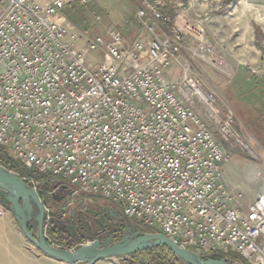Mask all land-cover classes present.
Segmentation results:
<instances>
[{
    "label": "built area",
    "instance_id": "obj_1",
    "mask_svg": "<svg viewBox=\"0 0 264 264\" xmlns=\"http://www.w3.org/2000/svg\"><path fill=\"white\" fill-rule=\"evenodd\" d=\"M64 4L0 0V146L72 194L105 198L201 257L235 253L233 264H264V197L244 206L228 188V153L194 106L218 113L215 94L188 72L178 81L164 75L179 62L183 38L164 0H141L137 15L169 26L168 35L124 46L109 30V43L95 35L82 52L70 41L77 35L53 20ZM105 44V61L86 60L88 48ZM233 117L227 110L219 119L225 140ZM23 180L37 191L33 176Z\"/></svg>",
    "mask_w": 264,
    "mask_h": 264
},
{
    "label": "rangeland",
    "instance_id": "obj_2",
    "mask_svg": "<svg viewBox=\"0 0 264 264\" xmlns=\"http://www.w3.org/2000/svg\"><path fill=\"white\" fill-rule=\"evenodd\" d=\"M63 1V8L54 15L53 20L63 25L68 34L77 35V38L70 39L76 52H82L87 46V40L95 35H101L107 44L110 42L109 30L123 32L127 27L145 26L141 23L143 19L135 15L133 0ZM174 8H179L178 14L183 19L181 26L176 23L183 38L179 62L176 63L179 64V70L172 81H178L184 72H188L199 78L205 89L215 94L214 104L219 110L218 113L209 111L200 101H196L194 106L228 153V159L223 165L226 166L224 175L232 182L234 189H231L242 193L244 206H247L255 198L264 197V60L258 58L253 62L248 59V55L257 57L259 51L264 56L262 32L256 34L263 51L259 50L256 44H252V22H257L264 31V0H238L230 7L229 3H226V12L221 11L220 0H173L169 6L163 8L171 19L176 15ZM150 22L148 19V26ZM170 24L173 25L172 22ZM124 43V46H129L127 42ZM106 44L95 49L88 48L84 52L86 60L92 63L105 61L108 57ZM246 72L254 77L248 79ZM227 110L234 114L231 124L234 135L225 140L218 128L219 119L223 118V113ZM7 154L11 157L8 151ZM17 162L26 169L23 177L33 176L39 182L37 192L40 198L46 201V215L64 202L62 200L57 203V199L69 198L66 201L67 209L56 210L59 213L54 214L55 219L51 216L45 217V236L59 244L77 246L100 241L106 233L102 232L101 236H98L93 221L101 227L103 223H109L107 229L111 231L112 236L123 235V229L129 223L127 220H121L123 215L120 208L109 200L80 191L72 194L71 192L75 191L73 187L51 179L53 177L38 175L23 162ZM25 182L27 183V180ZM0 203L3 204L1 201ZM3 208L4 214L0 217L6 214L11 225L8 222L0 223V264L7 261L3 253L15 255V264H64L53 258L45 261L43 257H50L25 237L12 212L6 206ZM97 208H112L120 219L112 218L110 223L107 218L102 219L100 214L92 219L89 213ZM67 210H71L74 216L69 215ZM81 217L82 221L78 223ZM84 224L88 231H82L80 228ZM71 225L75 226L76 232ZM132 226L136 231L146 232L147 229L133 222ZM75 235H80V238H75ZM150 255L140 251L127 255L123 260L115 257L109 261L119 264H147L150 262Z\"/></svg>",
    "mask_w": 264,
    "mask_h": 264
},
{
    "label": "water",
    "instance_id": "obj_3",
    "mask_svg": "<svg viewBox=\"0 0 264 264\" xmlns=\"http://www.w3.org/2000/svg\"><path fill=\"white\" fill-rule=\"evenodd\" d=\"M56 210L67 209V200ZM0 201L12 212L14 219L25 237L46 256L65 264H95L97 261L123 257L149 248L164 245L187 264H232L224 258L201 257L199 254L178 246L160 232H142L134 230L132 222L123 229L120 237L108 235L100 241L82 243L75 249H65L52 245L45 236L46 201L40 198L38 192L27 184L22 177L0 164ZM60 202V201H59ZM66 202V203H65ZM106 209V208H105ZM56 210L50 211L52 219ZM115 219L116 212L109 210ZM74 216V213H72ZM45 215V217H44ZM71 228L76 231L74 225Z\"/></svg>",
    "mask_w": 264,
    "mask_h": 264
},
{
    "label": "crops",
    "instance_id": "obj_4",
    "mask_svg": "<svg viewBox=\"0 0 264 264\" xmlns=\"http://www.w3.org/2000/svg\"><path fill=\"white\" fill-rule=\"evenodd\" d=\"M133 1L135 3V8H134L135 15H137V11H138V9L140 7V1L141 0H133ZM172 1L173 0H164L163 8L164 7L166 8L167 6H169L170 2H172ZM237 1L238 0H236V1L220 0V7H222L221 11L226 12L227 8H224L226 3H229V7H230L232 4H235ZM178 4L179 3L177 2L176 5H178ZM178 10H179V8H174V11H176V15L173 17L174 19H172V24L176 25V23H177V25L179 24L181 26V22L183 21V19L181 18L180 14H178ZM163 11H164V9H163ZM149 20L151 21L149 23V26H148V18H145V19H143L141 21V23L144 24L145 26H142V27L136 26V27H133V28L127 27L125 30H123V32L121 31L122 33L121 32L120 33L123 36V41L127 42V44L130 45L133 41H135L138 38H144V39L148 40V39L153 38V37H163L165 35H168L169 26L163 25L162 23H159L156 20H153L151 18H149ZM252 23H253V39H254V42H252V44L253 45L256 44L258 46L259 50L263 51L262 50V46L258 43L257 34H256V31H255V24L258 25V26H259V24L257 22H255V21H253ZM259 28L262 29V27H259ZM262 33L264 34L263 29H262ZM258 53L259 54H258L257 57H253L251 55H248V59H252L253 62L257 61L258 58L260 60H264V56H262L263 54L260 51ZM259 55H260V57H259ZM254 56H255V53H254ZM246 58H247V56H246ZM178 68H179V64L175 63L173 66L165 69L164 75H165L166 79L172 81L173 77L177 75V70H179ZM245 75L249 79V76H247V74H245ZM225 169H226V166L223 167V177H224L225 183L228 186V188H230V189L233 188L234 189V187L232 185V182L227 180V178L224 175ZM51 179H54L55 181L56 180L58 181V179H55V178H51ZM1 207H5V205L0 203V208ZM67 211L69 212V215H72V211L71 210H67ZM5 222L10 223V225H11V222L7 218L6 214L0 217V223H5ZM3 256L7 258V261H6L5 264H15L14 263V262H16L15 261L16 260V256L15 255H11V254L8 255L6 253H3ZM38 257L40 258V256H38ZM43 259H46L45 261H47V259H51V258H47V257L44 258L43 257ZM109 260L110 259H104V260H101L100 262H98L97 264H119L118 262L109 261ZM50 263H52V262H50ZM58 263H62V262H58Z\"/></svg>",
    "mask_w": 264,
    "mask_h": 264
},
{
    "label": "trees",
    "instance_id": "obj_5",
    "mask_svg": "<svg viewBox=\"0 0 264 264\" xmlns=\"http://www.w3.org/2000/svg\"><path fill=\"white\" fill-rule=\"evenodd\" d=\"M232 1H236V0H232ZM255 31L256 33L262 32L259 26L256 24H255ZM246 74L247 76H249V79L254 77L253 75L249 74V72H246ZM0 164H2L7 169L14 170L22 178H23V174L26 172L25 167L19 164V162L13 159V157L12 158L9 157L6 149L2 146H0ZM145 231L151 232V230L149 229H146ZM144 251L151 254L150 262H148L147 264H187L184 261H182L178 256H176V254L171 249H169L164 245H158ZM212 258L214 259L224 258L230 263H232V260L240 259L239 256L235 253L230 254L228 258L218 255H213Z\"/></svg>",
    "mask_w": 264,
    "mask_h": 264
},
{
    "label": "flooded vegetation",
    "instance_id": "obj_6",
    "mask_svg": "<svg viewBox=\"0 0 264 264\" xmlns=\"http://www.w3.org/2000/svg\"><path fill=\"white\" fill-rule=\"evenodd\" d=\"M59 201H61L60 199H57V203H59ZM109 210H112L113 211V209L112 208H106V209H99V208H97V210H93V212H90L89 214H90V216L92 217V219H95L94 217H97V216H99V214L102 216V219L103 218H107V221L108 222H110L111 223V219L112 218H114L113 216H112V214L109 212ZM57 212V211H56ZM58 213V212H57ZM117 214V213H116ZM45 215H46V213H45ZM45 215H44V217H45ZM86 215V214H85ZM86 216H88V215H86ZM89 216V217H90ZM117 216H118V214H117ZM119 219H120V216H119ZM121 220H122V218H121ZM79 221L81 222L82 221V217L80 218V219H78V223H79ZM44 222H45V218H44ZM87 223V222H86ZM103 223V222H102ZM108 224L109 223H103L102 224V227L101 226H99L98 224H96L94 221H93V225L97 228V235L99 236H101V233L102 232H105L106 233V231L108 230L107 228H108ZM81 229H82V231H88V228H87V226H85V224H84V226H81L80 227ZM84 229V230H83ZM76 232V231H75ZM110 234H111V231H110ZM112 235V234H111ZM82 236L83 237H85V235L84 234H82ZM81 236V237H82ZM108 235L106 234V236L105 237H107ZM104 237V238H105ZM75 238H80V235H75ZM104 238H102V239H104Z\"/></svg>",
    "mask_w": 264,
    "mask_h": 264
}]
</instances>
